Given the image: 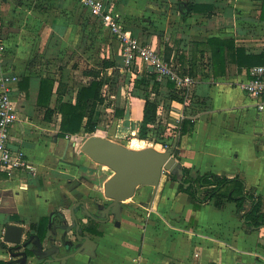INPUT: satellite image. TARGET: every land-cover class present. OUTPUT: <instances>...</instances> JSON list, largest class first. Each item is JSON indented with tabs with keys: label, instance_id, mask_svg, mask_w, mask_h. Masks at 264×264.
I'll use <instances>...</instances> for the list:
<instances>
[{
	"label": "crops",
	"instance_id": "1",
	"mask_svg": "<svg viewBox=\"0 0 264 264\" xmlns=\"http://www.w3.org/2000/svg\"><path fill=\"white\" fill-rule=\"evenodd\" d=\"M22 1L14 4L15 0H6L1 4L0 36L7 49L0 55V74L18 78L13 96L19 105L20 119L12 127L11 144L26 152L36 170L33 174L19 171L13 176L0 172V264L36 261L29 258L25 262L20 248L4 241L8 223L27 227V231L31 223H36L38 228L32 230L36 232L41 218L47 217L48 238L54 231L62 233L60 228L70 229V211L64 207L69 196L72 205L80 199L94 210L90 206L93 199L71 193L61 179L73 183L80 178L78 190L83 195H88L89 189L100 188V195L95 196L105 200L104 183L112 174L111 170H102L104 177L101 174L97 178V166L87 160L73 161L77 148L71 151L73 142L68 135L59 136L62 115L55 113L47 120L46 107L38 104L41 79L52 77L56 82L50 106L56 107L59 81L52 71L65 50H79L83 26L89 23L88 10L79 0H33V9L28 5L30 0ZM44 2L53 12L43 13L40 6L35 7ZM189 4L193 6L191 10ZM12 6L17 8L16 12L12 9L13 16L7 13ZM156 8L151 0H105L108 14L118 17L142 41L156 44L167 59L179 64L182 72L196 78L190 109V114L196 116L186 119L176 155L182 170L188 168V175L193 178L205 172L239 176L248 188L264 197V109L239 87L249 77L245 55L264 52V0H166V15ZM111 36L110 42L102 46L107 54L104 60L115 65L90 68L103 69L102 75L106 77L124 64L122 45ZM214 37L234 40L244 50L241 55L245 63L239 65L227 48L225 58L215 63L214 48L208 41ZM35 41L41 43L40 52L48 60L44 73L35 72L30 66ZM84 52L81 50L82 55ZM27 75L28 94L19 86ZM132 89L125 82L120 90L112 92L114 97H104L97 106L102 111L99 126L92 133H78L96 134L117 142L140 138L145 99L134 95ZM161 89L160 100L169 106L173 84L166 81ZM75 166L82 170L80 175ZM173 174L177 182L171 179ZM163 175L155 195L153 188L141 185L134 197L123 201L120 230L126 226L130 229L127 234L109 244L96 238L86 253L64 262L43 264H264V226L254 229L246 225L233 201L226 202L221 209L213 201L196 208L192 196L178 190L183 174L177 171ZM249 208L247 203L246 209ZM57 211H62L65 218L60 228ZM132 211L138 218L127 224L126 212ZM105 226L115 230L119 227L113 223ZM42 245L48 248L51 242L45 240ZM66 251L62 245L61 253Z\"/></svg>",
	"mask_w": 264,
	"mask_h": 264
},
{
	"label": "trees",
	"instance_id": "2",
	"mask_svg": "<svg viewBox=\"0 0 264 264\" xmlns=\"http://www.w3.org/2000/svg\"><path fill=\"white\" fill-rule=\"evenodd\" d=\"M192 7L189 4L190 10ZM208 41L214 48L215 63H218L222 57L225 58L226 48L231 52L232 56H236L239 65L245 63L242 62L243 57L241 55L242 53L244 54V50L237 47L234 40L214 37ZM244 58L247 60L246 63L249 67L263 64L264 52L258 55L248 54ZM103 64V68L115 65L109 60H104ZM117 70L115 68L114 73ZM102 72L104 73L103 69L85 71L86 75L90 78L86 83L78 85L75 101L71 97L65 99L68 88L60 80L56 90L57 105L55 108L50 106V102L54 93L56 80L52 77H43L41 79L38 104L46 107L45 119L47 120H51L55 113L62 115L59 131L60 137H66L67 135L75 134L82 130L92 133L99 126L96 118V110L98 104L104 101L102 88L107 82L110 85L112 81L110 79L114 78L112 76L106 77V75H102ZM146 76L147 78H136L132 89L134 95L145 99L144 115L139 135L142 139H147L152 136L154 129L150 127V124L154 123L157 118V109L161 101V90H159L161 83L158 82L156 74L151 70H147ZM29 82V75L22 77L19 82L20 88L25 90L27 94L29 92ZM151 92H155V96ZM174 99H180V95L173 87L172 92L170 91L168 95V100L171 102ZM85 119H87L86 122ZM185 121L182 135L185 132ZM177 154L178 151H176ZM171 179L176 182L178 181L177 176L174 174ZM178 190L189 193L195 200L196 208L213 201L214 205L221 209L225 206L226 202L233 201L237 205V213L244 219L246 225L254 229L264 226V197L248 188L246 182L239 176L229 177L215 172H205L193 178L188 175V168L183 167L182 182L179 183ZM247 203H250L248 210L246 209ZM47 223V217H42L38 230L41 238H44L46 235Z\"/></svg>",
	"mask_w": 264,
	"mask_h": 264
},
{
	"label": "built area",
	"instance_id": "3",
	"mask_svg": "<svg viewBox=\"0 0 264 264\" xmlns=\"http://www.w3.org/2000/svg\"><path fill=\"white\" fill-rule=\"evenodd\" d=\"M102 22L109 28L122 45L124 64L120 68L123 72L133 73V67L138 61L146 65V70H151L161 82L169 81L180 95V99H174L166 106L160 101L157 109V118L150 124L153 128L152 136L144 139L148 145L166 150L175 146L179 151V141L186 118H195L190 114L193 106V89L196 78L189 72H182L179 64L173 59H167L157 45L151 41H142L122 21L105 11V0H81ZM7 49L5 41L0 36V55ZM249 77L239 83V87L249 96L258 100V107L264 109V63L253 65L249 68ZM17 76L0 74V172L13 176L16 172H28L33 174L36 170L28 155L22 148L13 147L11 144V130L20 119L19 105L14 93V84ZM129 85H134L130 79ZM126 85V84H125ZM128 85L126 89H128ZM103 97H114L110 92L109 83H105L102 91ZM87 133L68 135L73 143L82 144Z\"/></svg>",
	"mask_w": 264,
	"mask_h": 264
},
{
	"label": "rangeland",
	"instance_id": "4",
	"mask_svg": "<svg viewBox=\"0 0 264 264\" xmlns=\"http://www.w3.org/2000/svg\"><path fill=\"white\" fill-rule=\"evenodd\" d=\"M3 1L6 0H0V20H2V10H1V4L3 3ZM16 2H14V4H18V3H24L22 0H15ZM79 2L82 4L81 0H79ZM151 2L153 3V5L155 7H157L156 9L158 10V12L161 15H166V0H151ZM34 4L33 0H30V2L28 3V5L30 6V9H33L34 7H32ZM83 5V4H82ZM38 6L41 7L38 8ZM36 8H38L40 11H42L43 13H51V11L53 12V8H50L48 6L45 5L43 3H39L38 5L35 6ZM85 8L88 10L87 11V16L89 19V23L85 24L83 26L84 29V35H83V39L80 41V45H79V50H77V52L72 49L70 50H65L64 53L61 54V56L58 58V61L55 63L52 74H54V76L57 77V80L60 81L62 80L63 84L68 88L67 91H69L66 95H65V99L69 98V97H74L76 95L77 89H78V85H80L81 83H86V80L88 79V75L86 76L85 71H89L91 70L90 68L92 67H96L99 66L97 68H100L101 65L103 64V60L106 59V57L104 55L106 54L105 51V47L102 46L103 43H109L110 42V38H112V34L110 33L109 28H107V26L102 22V20L100 18H98L88 7L85 6ZM12 9L16 12L17 8H13L9 7L7 9V13L11 16H13V12ZM256 9H259L258 7ZM92 20V22H91ZM256 29V28H254ZM114 37V36H113ZM198 38H200L199 36H197ZM190 40V39H189ZM19 41L18 38L15 39L14 43L17 44V42ZM191 41V40H190ZM36 43L34 44L33 50H32V55L29 59L30 66L31 69L35 72H39V73H44L48 60L45 58V56L40 52L41 50V43L38 41H35ZM84 49V53L85 55H82L81 50L83 51ZM91 66V67H90ZM119 69V68H118ZM133 73L131 74L129 71L128 72H123L120 69L117 70L115 73H112L110 75V77H114L111 81L110 84V92H117L122 84H124L126 81H129L130 79H132L134 82L136 80V78H147L146 73V65L145 63H143L142 61H138L136 63V65L133 67ZM160 84L159 90H161L160 93V97L161 95H163V91H162V86L164 85L165 82H161L158 80ZM151 89V87H150ZM57 90V89H56ZM153 91V89H151ZM103 91V88H102ZM151 94L153 96H155V92H151ZM75 98V97H74ZM163 98V97H162ZM164 101V100H163ZM109 104V103H108ZM98 111V110H97ZM96 111V112H97ZM104 112V111H103ZM101 114L102 111L99 109L98 111V115H97V119L98 121H101ZM54 121V120H53ZM99 121V122H100ZM89 135L86 136V138ZM85 138V139H86ZM138 139L141 140V138H139L137 136ZM131 139H127L125 140V142H121L118 141L120 143H123L124 145H127L130 148H133L131 143H130ZM130 144V145H129ZM150 145L146 144L143 148L148 147ZM74 148H77L76 150H78V154H76V156H73V161H83V160H87L89 162H91L93 165L97 166V168L99 169L97 178H100V175L102 176V178L104 177V172L102 170H107V172H110L109 167L105 168V165H102L100 163H97L93 160H91L82 150H81V144H73V146H71V151L74 150ZM141 149V148H140ZM156 149H158L159 151H164L161 148L156 147ZM71 157V156H70ZM77 163H74V165H76ZM74 169V167H71ZM75 169L79 171V175H80V168H78L77 166H75ZM82 171V170H81ZM22 172V171H21ZM26 173V172H23ZM73 178V177H72ZM74 179L73 183H70L68 181V179L64 178L61 179L60 182L63 183V185L65 186V188L69 189V191H72L75 188H79L81 186L80 183V178L79 180ZM100 188H96V189H89V193L88 195H81L83 196H87L89 197V199L94 198L93 196H95L96 194L100 195ZM80 196V197H81ZM97 198V197H96ZM100 198V197H99ZM72 200L71 197L69 196L68 199L64 202V207L69 208L72 205ZM90 206L94 209L97 210V207L95 206L94 203H92L90 201ZM134 211V210H133ZM126 212L127 216L125 217L127 219V224H129L131 221H134L138 218L137 214H134V212ZM49 222V220L47 221ZM23 223H26V221H23ZM104 230L102 232L101 235H99L97 237V239H99L100 241L105 240L106 243H110V240L113 239H118L116 237H121L123 234H127L129 232V228H127L126 226H124L121 230H120V226L116 227L117 229L115 230V228L111 227V226H103ZM25 229L27 230V227H25Z\"/></svg>",
	"mask_w": 264,
	"mask_h": 264
},
{
	"label": "water",
	"instance_id": "5",
	"mask_svg": "<svg viewBox=\"0 0 264 264\" xmlns=\"http://www.w3.org/2000/svg\"><path fill=\"white\" fill-rule=\"evenodd\" d=\"M81 150L91 160L107 165L112 171L111 176L104 183L105 200L101 206L106 205V212L112 210L116 213L117 226L121 225L123 201L134 197L138 187L141 185L150 186L154 189L155 195L164 172L178 171L181 175L183 174L179 160L175 156V146L164 151H159L153 146L135 149L113 139L92 134L83 141ZM182 177L179 178V182H182ZM79 207H83L88 214L93 216L84 200H76L70 209L72 210L70 229L75 226L80 228L79 218L75 212ZM24 232V226L8 223L5 226L3 239L11 245L19 247L23 242ZM85 240L86 242L75 252L74 256L79 253H86L87 242H90L91 245L94 244L89 236H86ZM55 260L64 262L66 259H51V261Z\"/></svg>",
	"mask_w": 264,
	"mask_h": 264
},
{
	"label": "flooded vegetation",
	"instance_id": "6",
	"mask_svg": "<svg viewBox=\"0 0 264 264\" xmlns=\"http://www.w3.org/2000/svg\"><path fill=\"white\" fill-rule=\"evenodd\" d=\"M71 193H74L78 196H81L82 192L78 190V188L73 189L70 191ZM93 199V203L97 204H103L104 200L102 198H99L96 196ZM80 200V199H79ZM97 210L89 209V212L94 216H91L87 213V210H84L83 207H79L78 210H75L80 223V228L73 227L71 229H63L60 228V226L63 224V221L65 220L62 211L56 212V217L59 221V227L62 230V233H57L56 231L52 232V234L45 236L44 238H41L39 235V232H32L33 229L38 228V225L36 223H31L29 225L28 231L24 228V239L22 244L16 248H20L21 252L24 254V260L25 262L29 258H34L35 264H43L45 262L51 261V259L54 258H65L66 260L70 257H73L75 255V252L77 249H80L84 242H86L85 238L86 236H89L91 240H95L99 235L102 234L104 227L107 223H113L115 226L117 224V218L116 213L112 210H109L106 212L105 206L97 205ZM71 206L69 207V216H70V223L68 226L72 225V210ZM69 230V231H68ZM67 234H70L67 236ZM45 240H49L51 242V246L48 248H41L42 242ZM41 243V244H40ZM76 243V244H75ZM75 244L76 247L74 249H70L71 246ZM64 246L66 248L65 253H61V246ZM91 243L87 242V250H90ZM51 253V254H49Z\"/></svg>",
	"mask_w": 264,
	"mask_h": 264
},
{
	"label": "bare ground",
	"instance_id": "7",
	"mask_svg": "<svg viewBox=\"0 0 264 264\" xmlns=\"http://www.w3.org/2000/svg\"><path fill=\"white\" fill-rule=\"evenodd\" d=\"M134 136V135H133ZM147 144V142L143 139H138L137 137H134L131 140V145L134 148H143L145 145ZM130 145V144H129ZM103 165V164H102ZM105 167H108L107 165H105ZM164 176V175H163Z\"/></svg>",
	"mask_w": 264,
	"mask_h": 264
}]
</instances>
